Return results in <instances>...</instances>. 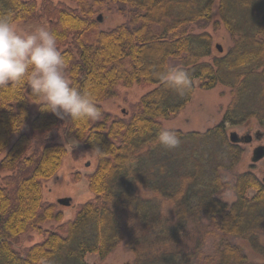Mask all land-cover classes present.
I'll use <instances>...</instances> for the list:
<instances>
[{
	"label": "trees",
	"instance_id": "1",
	"mask_svg": "<svg viewBox=\"0 0 264 264\" xmlns=\"http://www.w3.org/2000/svg\"><path fill=\"white\" fill-rule=\"evenodd\" d=\"M39 1L0 0V17H44L66 58L63 74L94 94L102 116L86 123L61 119L41 111L25 85L0 86V168L7 173L0 176V264H92L87 253L104 258L120 242L134 264H264V182L254 172L233 173L243 150L226 131L251 119L264 129V0H217L213 25L220 21L232 42L222 51L193 26L211 21L215 0H68L73 7ZM107 3L127 7L128 20L99 30L94 15ZM172 68L191 79L183 95L162 79ZM218 84L229 88L219 122L204 131L169 129L180 144L161 146L158 133L168 129L162 121L184 109L195 87ZM133 86L148 90L128 111L105 110L102 103L120 87ZM53 129L96 158L84 176L91 197L73 205L70 219L44 198L45 183L68 151ZM222 189L235 199L218 197ZM31 232L41 239L16 250ZM212 238L213 253L206 254L202 247Z\"/></svg>",
	"mask_w": 264,
	"mask_h": 264
},
{
	"label": "rangeland",
	"instance_id": "2",
	"mask_svg": "<svg viewBox=\"0 0 264 264\" xmlns=\"http://www.w3.org/2000/svg\"><path fill=\"white\" fill-rule=\"evenodd\" d=\"M65 1L72 7L75 4L70 3L68 0ZM217 7L218 3L217 0H215L211 11V21L205 25L203 29L198 25L193 26L195 31L205 30L210 33L213 38L212 45L214 46V50H219L216 45L224 50L225 48L230 47L232 42L231 36L220 21L213 25L215 20H219ZM127 12L128 8L120 3H107L94 15V18L97 16L100 17L97 25L98 29L107 30L118 25V23L126 22L128 20ZM13 28L18 34L24 35L33 33L40 28L47 30V22L44 17L41 20L32 19L22 22L18 21L13 22ZM92 37L93 36L91 35V38ZM86 38L89 39V37ZM92 40H94V38ZM147 90V87L133 86L129 90L120 87L118 89L119 94L116 98H110V100H106L102 104L105 110L110 114L121 115L123 110L128 111L131 104L136 102ZM194 90L191 99L185 105L184 109L179 111L175 116L162 121L164 127L168 129L179 128L183 132L197 130L204 131L208 129V127H212L219 122L223 109L229 101V88H225L218 84L211 89L204 90L195 87ZM30 108V114L34 115L36 113V107H34V104H31ZM226 131L227 135L234 131L238 136L249 135L251 137L249 141H240L243 154L239 161L240 163L236 166L233 173H241V171L254 172L258 179L262 181L264 178V157L261 160L253 161L252 155L254 148L264 145V134L260 138L255 137L256 132L264 131V129L260 127L256 120L251 119L249 122L239 126H229ZM51 135H55L58 138V141L63 142L68 151L67 155L63 158L58 174L45 183L43 189L44 198L50 202L56 203L58 209L64 213V218L70 219L74 216L75 207L84 199L91 197L89 190H87V183L84 176L92 171V168L95 166L96 158L92 149L88 150L79 147L72 138L60 137L61 130L53 129ZM5 174L7 173L0 168V176H4ZM231 176H229L227 180H230ZM77 177L80 178V180L77 179ZM248 194L250 196L253 195V191L248 192ZM216 195L227 202H232V200L235 199V195L229 189H222ZM61 197H69L71 199L70 205L61 206L58 204L57 199ZM73 205L76 206L74 207ZM43 226L44 228L50 229L55 227L56 223H47ZM40 239L41 236L36 232L23 234L14 247L16 250L21 251V249L30 246L32 243L37 242ZM233 242L240 244L244 249V252H246L250 258L256 259V255L246 244L237 238H234ZM214 243V238L207 239L202 247L204 253H213ZM86 260L92 264H134V255L133 252L124 246L123 242H120L115 249L106 255V257L99 258L98 254L87 253Z\"/></svg>",
	"mask_w": 264,
	"mask_h": 264
},
{
	"label": "clouds",
	"instance_id": "3",
	"mask_svg": "<svg viewBox=\"0 0 264 264\" xmlns=\"http://www.w3.org/2000/svg\"><path fill=\"white\" fill-rule=\"evenodd\" d=\"M66 63L58 51L56 33L40 28L21 35L14 30L11 17H0V86L25 85L41 111L61 119L75 123L100 119L94 94L71 86L66 79L62 71ZM162 79L181 95L192 86L187 72L176 68L166 70ZM157 140L169 150L180 144L176 132L165 128L160 129Z\"/></svg>",
	"mask_w": 264,
	"mask_h": 264
},
{
	"label": "water",
	"instance_id": "4",
	"mask_svg": "<svg viewBox=\"0 0 264 264\" xmlns=\"http://www.w3.org/2000/svg\"><path fill=\"white\" fill-rule=\"evenodd\" d=\"M97 19L100 20V17L97 16ZM219 49V51H222L221 47H219L218 45H216ZM264 134V131L261 132H256L255 133V137L256 138H260L262 135ZM228 138L230 141L234 142V143H240V141H249L251 139V137L249 135H241L238 136L236 132L232 131L229 133ZM253 155H252V160L253 161H258L261 160L264 157V145L262 146H257L256 148H254L253 150ZM262 182H264V178L262 180ZM70 198L69 197H61L57 199L58 204L65 205V206H69L70 205Z\"/></svg>",
	"mask_w": 264,
	"mask_h": 264
}]
</instances>
